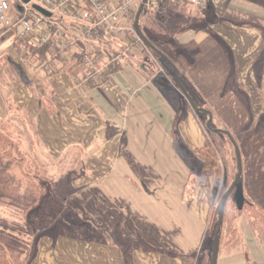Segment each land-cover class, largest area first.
I'll return each instance as SVG.
<instances>
[{
  "label": "crops",
  "instance_id": "1",
  "mask_svg": "<svg viewBox=\"0 0 264 264\" xmlns=\"http://www.w3.org/2000/svg\"><path fill=\"white\" fill-rule=\"evenodd\" d=\"M104 1L116 7L123 0ZM184 2L167 0L169 6ZM205 2L195 5L199 14L181 12L190 24L175 33L174 63L197 101L216 118L234 106L259 115L264 112V59L259 75L264 39L258 25L264 9L248 0ZM30 5L23 17L13 19L34 21L39 13ZM87 5L86 0H55L53 18H65L66 25L46 19L35 24L34 40L23 39L36 45L49 32L50 44L59 50L54 61L40 65L29 59L25 43H16V28L15 35L2 38L12 29L0 32V122L10 116L20 138L27 130L30 138L20 140L22 147L67 197L76 220L70 232L42 236L32 264H197L200 251L215 238L211 219L221 208L215 183L222 161L197 114L189 109L180 121L182 111L138 68L143 54L130 17L121 16L126 31L104 30L105 36L96 20L74 18ZM150 6L158 8V2L150 0ZM108 35L126 51L110 50ZM76 52L82 54L80 62L71 58ZM86 56L96 61L92 75L82 62ZM236 90L238 102L228 98ZM189 158L198 175H191ZM241 178L246 200L255 203L257 184L246 181L243 169ZM225 227L215 238L217 264H264L259 224L253 226L245 215L232 241L227 236L223 241Z\"/></svg>",
  "mask_w": 264,
  "mask_h": 264
},
{
  "label": "trees",
  "instance_id": "2",
  "mask_svg": "<svg viewBox=\"0 0 264 264\" xmlns=\"http://www.w3.org/2000/svg\"><path fill=\"white\" fill-rule=\"evenodd\" d=\"M264 8V0H248ZM185 4V5H184ZM184 6H169L162 2L159 8H152L146 5L140 14L137 27V14L135 15L133 28L140 31L145 37L146 47L149 51H144L140 57L138 68L147 77L153 79L155 83L168 94L174 107L180 113L179 120L182 121L188 114V107L192 105L197 110V116L204 124L210 138V144L213 146L216 154L221 158L224 166L223 173L226 181L232 177L234 181H241L242 164L241 153L234 135L228 130L227 126L211 111L209 107H201L195 95L192 94L189 83L181 76L180 67L174 63L173 56L176 53L175 33L181 27L190 23L182 17L189 16L188 10H194L199 14L196 4L185 1ZM141 6V5H140ZM18 14L21 18L25 15V8L20 0H17ZM140 9V8H139ZM182 12V14H181ZM28 19V17L26 18ZM48 20H56L62 25L65 24V18L50 17ZM153 23V26L146 31L142 29V24ZM259 30L264 39V22L259 24ZM105 36L106 33L101 31ZM15 35V30H10L2 35ZM110 50H114L113 44H119L120 52H125L126 48L118 38L109 36ZM25 43L28 50L29 59L32 58L38 64L54 61L59 50L53 48L50 43L33 45L25 42L16 35L17 45ZM161 42V43H160ZM99 48H97L98 50ZM97 53L102 50L97 51ZM151 54L161 62V71L170 76L165 77L163 73H158L159 69L151 62ZM71 56V55H70ZM76 62H80L82 54L79 52L71 56ZM130 59V58H129ZM83 62V61H82ZM82 66V65H81ZM59 67L56 72L61 70ZM66 69H73V65ZM160 71V72H161ZM176 87H174V85ZM184 97V100H183ZM185 98L187 100H185ZM183 107V108H182ZM182 109V110H181ZM21 138L16 131L15 123L11 117L0 122V264H32L37 256L38 242L42 236L52 233L70 232V224L76 221L66 205L67 197L59 192L57 186L53 184L51 178L47 177L45 169L41 167L29 148L21 145ZM185 152V151H184ZM201 152L207 153L201 149ZM185 156L188 154L185 152ZM190 159V158H189ZM191 175L197 172L196 163L190 161ZM221 173V167L219 168ZM225 171V172H224ZM189 180L186 195L192 193ZM235 183V182H234ZM233 183V184H234ZM233 184L219 196L218 202L221 204L217 224L211 227L215 238L219 239V232L222 231L227 216L231 214L228 209V202L233 196L236 187ZM189 185V186H188ZM245 202L244 209L247 211L248 218L253 226L256 227L259 220L264 219L263 209L255 204ZM234 214L229 218V225L232 226L231 232H238L236 223L239 218V211L234 207ZM216 234H218L216 236ZM217 241V240H216ZM219 241L212 247H203L200 251L197 264H217L218 262Z\"/></svg>",
  "mask_w": 264,
  "mask_h": 264
},
{
  "label": "rangeland",
  "instance_id": "3",
  "mask_svg": "<svg viewBox=\"0 0 264 264\" xmlns=\"http://www.w3.org/2000/svg\"><path fill=\"white\" fill-rule=\"evenodd\" d=\"M156 1L158 2V8L162 2L167 3V0H156ZM141 3H142V0L138 3V5L135 7V9H133L131 11L129 16H130V23L132 25L131 28L134 30V35L137 37L136 40H138V42L140 43V47L138 49L141 51V53H144V51H149L147 48L148 46L146 47V44L137 36L136 31L133 28L135 15L137 14ZM262 9H264V8H262ZM11 11H13L12 17H15V13L18 12L17 0H12ZM261 23H263V22H259V24H261ZM151 26H153L152 22H151V25H150L149 21L146 24L144 22V25L142 24V29L144 31H145V29L150 30ZM5 31H7V30L0 27L1 33L5 32ZM146 31H148V30H146ZM146 31H145V34L147 37H149L147 35ZM259 43H260V39H259ZM113 47H117V49H121V47L118 44H113ZM143 48H144V50H143ZM259 53H260L259 54V75H260L262 59H264V49L261 48V51H259ZM130 56H132V55H130ZM140 62L141 61H139V63ZM151 62L153 64H155V66L159 69L158 73H163V71H161L162 65H161L160 60L152 54H151ZM136 63H138V62H136ZM139 63L137 65H139ZM163 74L166 75L165 76L166 78L167 77L170 78V76L168 74H166V73H163ZM232 85H233V80H231V78H230L228 81V88H231ZM174 87H176V86L174 85ZM190 89H191V87H190ZM191 92L193 94V91H191ZM229 92H230V94L232 93L231 90ZM233 93H234V95H229L228 98L232 101H237L240 92H238L236 90V91H233ZM237 93H239V94H237ZM243 97L245 99V95H243ZM183 100H184V97H183ZM185 100H187V99L185 98ZM260 100H261V98L259 99V102H260ZM263 102H264V100H263ZM201 107H203V106L201 105ZM187 109H188L187 111H189V109H190L191 111H193L197 114V112H196L197 110H195L192 105H189V107ZM217 114H218V117L223 122H225L227 125H229L227 127L228 130L236 137V139L238 141L240 153H241V157H242V169L245 171L246 181L252 182L253 184H257V187H258L257 189L259 190V196L257 197L258 199L257 198L253 199L255 203H252V204L259 205V207H261L263 209V214H264V112H261V113H259V115H257L254 112V110L252 111L251 109H248L247 107H236V106H234V109L231 110L230 113L229 112L228 113H225V112L224 113H218L217 112ZM203 126H204V124H203ZM24 127H25V125H24ZM204 128H205V126H204ZM205 131L207 132L206 128H205ZM29 138H30V135L28 134L27 130H25L24 137H22L21 140H25V139H29ZM25 142H26V140H25ZM184 151L189 155V157H191L193 160H196V157H195L196 155L194 152H191L188 149H184ZM214 154L217 155L216 152ZM217 157H218V155H217ZM220 167H221V173L219 174V176L216 180V183H215V186H216L215 192L221 196V194L226 192V190L230 187V185L233 184L234 182L236 183L237 180L234 181V178L230 177L226 181V179L224 178V173H223L224 166L221 165ZM196 174L198 175V173H196ZM245 188L246 187H243V192H241L240 188L238 189V187H236L235 192L233 193V196L230 199L231 201L228 202V206H229L228 209H230V208H232V209L230 210L231 214H229L227 216V220H228L227 222H229V218L234 214V209H235L234 207H236L237 210L239 211V218H237V223L241 222L245 215H247V217H248L247 211L244 209L245 202L248 203V201L246 200L247 194H246ZM217 205H220V203ZM218 209H219V207H218ZM212 212H213V215H212L213 218L211 219V222L213 225H216L218 215H219V210H215V211L213 210ZM227 222H225L226 227L224 228L225 233L223 235V241L226 240V236H227V239H229V241H232V235L233 234H230V232H231L230 229L232 228V226L229 225ZM258 224H259V236L261 238H264V219L259 220L257 225ZM217 235L218 234H216V236ZM219 235H221V232H219ZM238 241L239 240L236 239L233 242V244H231L230 247H234L235 245H237ZM209 242H210L209 246L212 247L215 243V238L214 237L211 238L209 240ZM226 243L227 242H225L224 244H226Z\"/></svg>",
  "mask_w": 264,
  "mask_h": 264
},
{
  "label": "built area",
  "instance_id": "4",
  "mask_svg": "<svg viewBox=\"0 0 264 264\" xmlns=\"http://www.w3.org/2000/svg\"><path fill=\"white\" fill-rule=\"evenodd\" d=\"M34 1V0H33ZM55 0H37L36 3L43 5L52 12L56 10L54 6ZM87 8L80 15H74L75 19L94 22L96 20V26L101 31L107 32H123L127 30V27L123 24L121 16L129 18L130 13L141 0H123L116 7H108L104 0H86ZM186 1V0H183ZM189 2L205 5V0H187ZM12 0H0V27L3 29L16 28L18 36L22 39L34 40L33 32L35 30V24H41L47 18L42 14L37 15L34 21L30 19H13L11 11ZM27 6L25 5V11L27 12ZM54 14V13H53ZM93 18V19H92ZM102 29V30H101ZM138 36V35H137ZM139 37V36H138ZM137 39V37H136ZM51 34L49 32L42 35L35 42L36 45L43 43H50ZM68 46L63 45L62 50H66ZM88 70L89 74H94L98 68L96 66L95 59L90 57H84L82 60Z\"/></svg>",
  "mask_w": 264,
  "mask_h": 264
},
{
  "label": "water",
  "instance_id": "5",
  "mask_svg": "<svg viewBox=\"0 0 264 264\" xmlns=\"http://www.w3.org/2000/svg\"><path fill=\"white\" fill-rule=\"evenodd\" d=\"M21 2L23 4H26V5L31 4L32 8L34 10H36L38 13L42 14L45 17H52L53 16V12L51 10H49L48 8L44 7L43 5H41L39 3H33V0H21ZM148 2H149V0H143L142 1V4H141L140 9H139V12L137 14V21H136V24H135L136 27L138 25L140 14L142 13L143 9L148 4ZM137 33L140 36V38L145 42L146 39L143 36V34L140 31H137ZM241 173H242V170H241ZM234 187H238V189L240 188L241 192H243V186H242V182L241 181L237 180L236 183L233 184L232 188H234Z\"/></svg>",
  "mask_w": 264,
  "mask_h": 264
}]
</instances>
